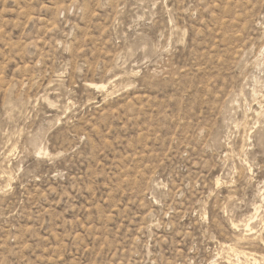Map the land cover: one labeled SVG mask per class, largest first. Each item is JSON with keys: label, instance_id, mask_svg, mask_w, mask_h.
Here are the masks:
<instances>
[{"label": "rangeland", "instance_id": "rangeland-1", "mask_svg": "<svg viewBox=\"0 0 264 264\" xmlns=\"http://www.w3.org/2000/svg\"><path fill=\"white\" fill-rule=\"evenodd\" d=\"M262 105L264 0H0V264H264Z\"/></svg>", "mask_w": 264, "mask_h": 264}, {"label": "bare ground", "instance_id": "bare-ground-1", "mask_svg": "<svg viewBox=\"0 0 264 264\" xmlns=\"http://www.w3.org/2000/svg\"><path fill=\"white\" fill-rule=\"evenodd\" d=\"M254 100H255V99H254ZM258 103H260V102H258ZM261 104H262V103H260V105H261ZM258 106H259V104H258ZM262 106H263V105H262ZM263 107H264V106H263ZM260 108H261V107H260ZM253 110H254V109H253ZM262 110H263V109H262ZM257 111H258V110H257ZM257 111H256V112H257ZM251 112H252V111H251ZM253 112H254V111H253ZM257 113H258V112H257ZM261 113H262V112H261ZM255 114H256V113H255ZM259 115H260V112L258 113V117H259ZM261 115H262V114H261ZM245 117H246V116H245ZM256 117H257V116H256ZM258 117H257V118H258ZM257 120H258V119H257ZM258 121H260V120H258ZM255 122H256V121H255ZM257 123H258V122H257ZM245 134H246V133H245ZM251 137H252V136H251ZM244 139H245V138H244ZM260 140H261V139H260ZM247 141H248V140H247ZM244 142H245V141H244ZM243 145H244V144H243ZM243 145H242V150L245 149ZM242 152H244V151H242ZM242 152H241V153H242ZM248 153H249V152H248ZM238 156H239V155H238ZM231 159H232V158H231ZM7 176H9V175H7ZM252 224H253V223H252ZM253 226H254V224H253ZM247 228L249 229V230H247V231L252 232V229H251V228H252V225H251V228H250V225H248ZM253 233H254V232H253ZM250 234H251V233H250ZM256 241H257V240H256ZM242 254L247 255L248 253H247V254H246V253H242ZM247 256H248V255H247ZM243 263H244V262H243Z\"/></svg>", "mask_w": 264, "mask_h": 264}]
</instances>
